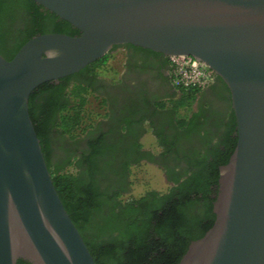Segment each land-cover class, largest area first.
<instances>
[{"label":"water","instance_id":"1","mask_svg":"<svg viewBox=\"0 0 264 264\" xmlns=\"http://www.w3.org/2000/svg\"><path fill=\"white\" fill-rule=\"evenodd\" d=\"M78 35L0 54V264H97L57 191L29 111L39 85L116 45L205 62L230 89L237 145L220 166L216 219L177 264H264V0H34Z\"/></svg>","mask_w":264,"mask_h":264},{"label":"trees","instance_id":"2","mask_svg":"<svg viewBox=\"0 0 264 264\" xmlns=\"http://www.w3.org/2000/svg\"><path fill=\"white\" fill-rule=\"evenodd\" d=\"M49 32L80 34L69 21L34 0H0V54L6 59H12L33 36ZM111 51L78 72L35 88L29 99L30 115L57 191L96 263L177 264L191 241L202 237L216 219L213 207L220 166L229 161L238 140L230 89L216 75L229 93L224 96L229 101L227 121L223 122L222 117L213 119L214 128L210 126L205 130L207 136L202 146H193L190 151L175 148L176 142L169 134L154 130L161 147L160 155L173 156L186 163L178 176L164 166L173 182L168 190H149L140 196L125 197L132 185L128 178L134 164L143 158L162 163L151 151L138 150L132 155L129 148L122 145L128 133H114L118 138L107 143L106 134L101 133L89 140V148L82 154L74 151L58 161L51 158L53 130L78 140L104 113L107 100L97 95L81 75L84 72L99 75ZM167 63L170 66L169 59ZM175 87L176 93L166 97L168 99L161 98L157 107L167 109L173 122L183 131L177 133L179 137L192 143V138L200 131L197 121L202 117L192 106L204 89ZM113 171L121 177L125 175L126 182L112 185L107 178ZM17 264L31 263L20 258Z\"/></svg>","mask_w":264,"mask_h":264},{"label":"flooded vegetation","instance_id":"3","mask_svg":"<svg viewBox=\"0 0 264 264\" xmlns=\"http://www.w3.org/2000/svg\"><path fill=\"white\" fill-rule=\"evenodd\" d=\"M119 48L124 51V60L122 69L118 73L115 71V75L100 73L94 76L89 72H84L81 75V78L90 84L97 95L107 100L106 109L104 110L107 115L104 113L100 115L96 119L94 127L87 129L86 134L78 140L64 137L53 130L50 144L53 161H58L65 154H71L74 151L82 154L85 150H88L89 140L94 136H100L101 133L106 134V143L114 142V139L118 138L115 137L114 133H128L122 145L128 147L132 155H136L138 150L151 151L142 147L141 143L143 136L148 131L154 133V130L169 134L170 139L176 142L175 148L190 151L189 149L193 146L200 147L203 145V139L205 140L207 136L205 130L210 126L212 129L214 128L213 119L222 117L223 122L227 121L226 114L229 101L224 96H228L229 93L227 88L223 86V82L219 81L215 75L213 82L201 92L199 98L193 104V111L202 114L201 119L197 121L200 133L194 135L192 143H186V140L177 134L183 133V131L173 122L170 114L166 111L167 109L157 107V101L161 98L170 97L176 93V87L170 74V66L167 63L169 58L159 52L158 54L146 51L145 48H140V46L123 44L115 50ZM113 51L114 49L111 52ZM112 71L115 73L114 68ZM136 142H138V146H134ZM160 152L161 147L160 151L157 153L152 152V154L154 153L155 157L163 164L153 162L147 158L142 160L159 165L171 186L173 182L169 180L164 166L169 167L173 175L178 176L183 172L186 163L181 159H173V156L170 158L161 156ZM102 160L104 158H101ZM109 174L107 179L112 185L127 180L125 175L121 177L114 171ZM128 180H130V176Z\"/></svg>","mask_w":264,"mask_h":264},{"label":"rangeland","instance_id":"4","mask_svg":"<svg viewBox=\"0 0 264 264\" xmlns=\"http://www.w3.org/2000/svg\"><path fill=\"white\" fill-rule=\"evenodd\" d=\"M123 60V49L119 48L114 50L111 52L105 67L100 69L101 74L115 75V71L118 73V71L122 69ZM113 68L115 73L112 71ZM193 109L194 107L192 106V110ZM141 146L154 153L160 151L158 141L151 131H148V133L143 136ZM71 169L73 170V168ZM131 169L130 180L132 185L130 190L125 194V197L140 196L149 190H157L161 192L168 190L170 183L166 180L165 173L159 165L142 160L141 162L134 164Z\"/></svg>","mask_w":264,"mask_h":264},{"label":"built area","instance_id":"5","mask_svg":"<svg viewBox=\"0 0 264 264\" xmlns=\"http://www.w3.org/2000/svg\"><path fill=\"white\" fill-rule=\"evenodd\" d=\"M168 58L170 74L177 87L205 89L215 78V72L192 55H172Z\"/></svg>","mask_w":264,"mask_h":264}]
</instances>
